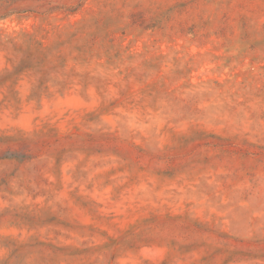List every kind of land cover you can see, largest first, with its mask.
I'll return each instance as SVG.
<instances>
[{"label": "rangeland", "instance_id": "374dc122", "mask_svg": "<svg viewBox=\"0 0 264 264\" xmlns=\"http://www.w3.org/2000/svg\"><path fill=\"white\" fill-rule=\"evenodd\" d=\"M0 264H264V0H0Z\"/></svg>", "mask_w": 264, "mask_h": 264}]
</instances>
